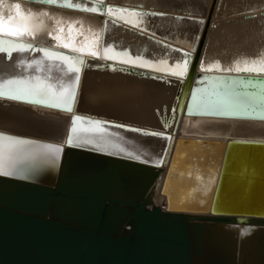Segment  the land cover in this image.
Instances as JSON below:
<instances>
[{
	"label": "bare ground",
	"instance_id": "obj_1",
	"mask_svg": "<svg viewBox=\"0 0 264 264\" xmlns=\"http://www.w3.org/2000/svg\"><path fill=\"white\" fill-rule=\"evenodd\" d=\"M14 2H19L24 12L37 14L36 22L41 26L37 28L35 37L21 38L30 44L73 52L71 48L61 47L49 36V33L58 34L57 29L63 27L62 40L73 47L90 44L94 50L102 53L103 46L111 41L115 51H128L133 57L141 56L153 62L163 59L170 64L181 59L183 52L188 51L191 67L188 77L178 81L163 73L129 68L113 61L107 62L101 55L93 57L73 52L89 61V68L81 71L73 111L69 113L25 101L0 99V133L37 143L57 144L63 147V151L67 148H77L125 159H130L131 154L150 165H155L163 158L161 166L165 169L171 151L179 141V163L183 166L172 176L173 195L176 201L186 204L201 203L209 189L211 192L208 197L212 200L226 155L230 159L234 155L241 156L245 152L241 148L264 149V119L258 114L248 112L201 115L194 112L190 115L188 111L191 91L194 87L202 86L199 81L205 75L200 71L201 60L205 66L218 62L221 69H226L234 67L237 62L243 66L245 61L251 63L253 59H264V0H103L105 9L108 6H117L143 13H157L138 18L130 17L143 21L139 27H132L122 21H116V25H113L110 22L112 19L106 15L50 7L33 0H0V16L14 14L6 8L7 4ZM72 2L91 7L93 0ZM105 20L108 21L107 31ZM70 26L72 31H69ZM141 28L145 30L141 31ZM39 57L40 53L30 55V51L13 53L10 60L0 54V80L35 74L32 69L25 72L19 66V61H31ZM109 62L111 65L108 69L103 63ZM53 64L52 82L59 84L61 80L66 81L63 66L58 62ZM101 65L103 69H94V66L102 67ZM115 65L124 66L132 72L121 71L114 68ZM212 74L238 78L255 77V74L235 71L208 73ZM152 76L158 79H151ZM179 89V96L183 89L185 91L181 108L177 111L180 97H175ZM73 114L110 122L104 126L106 131L103 139L108 143L106 151H97L91 145H67L66 138ZM114 124L138 128L143 132H163L171 136L172 140L169 142L159 137L132 133L126 128L111 126ZM165 124L169 127L165 128ZM165 148L168 149L167 154L164 153ZM255 155L264 161V151ZM130 160L140 162L136 159ZM57 166L58 163L55 166L37 163L29 172L12 177L49 184L55 179ZM233 172L225 173L228 175L226 181L236 182L242 188L247 182H243L239 179L241 176L238 177V173ZM262 172L264 181V165ZM161 177L160 181L156 182L157 190L163 175ZM194 183L202 186L201 191L196 194L189 193L187 188ZM161 198L159 192H156L154 203L163 205ZM236 227L237 248L242 244L253 261L255 252L251 250L250 245L252 240H256L253 232L257 228L247 225ZM230 228L233 229L226 230L227 237H222L219 233H214L211 237L209 233L210 237L204 238L205 241L210 238L211 245L219 248L218 254L224 257L230 256L229 240L232 239L234 227ZM241 237L245 239L238 242ZM208 254H211V249ZM256 257L258 261L252 264H264L262 256Z\"/></svg>",
	"mask_w": 264,
	"mask_h": 264
},
{
	"label": "water",
	"instance_id": "obj_2",
	"mask_svg": "<svg viewBox=\"0 0 264 264\" xmlns=\"http://www.w3.org/2000/svg\"><path fill=\"white\" fill-rule=\"evenodd\" d=\"M84 60L83 71L89 68L88 59ZM117 69L132 72L123 66ZM184 91L180 96L177 91V111ZM178 142L166 169L67 148L49 184L0 176V264H252L258 261L257 255L264 260L263 178L242 188L227 182L226 155L212 200L209 189L199 204L178 202L172 179L183 166ZM232 162L233 174L242 176L246 166L236 159ZM162 175L158 191L156 182ZM156 192L163 205L154 203ZM237 225L257 228L250 245L253 261L242 244L237 248ZM230 227H234L230 256L224 257L210 238H204L209 233L227 237Z\"/></svg>",
	"mask_w": 264,
	"mask_h": 264
},
{
	"label": "snow or ice",
	"instance_id": "obj_3",
	"mask_svg": "<svg viewBox=\"0 0 264 264\" xmlns=\"http://www.w3.org/2000/svg\"><path fill=\"white\" fill-rule=\"evenodd\" d=\"M50 7L66 8L75 11L88 12L96 15H106L113 21H122L132 27H139L143 23L138 18L144 15H157V13H143L123 7H103V0H93L92 6H83L73 3L72 0H33ZM12 8L6 17L0 16V54H4L9 60L13 53H40L39 58L31 61L21 60V66L25 72L32 69L35 74L21 75L0 80V99L25 101L31 104L41 105L51 109H59L71 113L73 104L81 80V71L86 61L82 56L69 55L67 53L54 51L49 48L37 47L26 43L21 39L24 36L36 35L37 28L36 13L24 12L19 2L10 3ZM47 15V13H45ZM105 31L108 21L105 20ZM145 29L141 28V31ZM69 31H72L71 26ZM63 27L57 29L58 34H51V39L57 41L63 48H71L73 52H79L88 56L101 55L105 61H113L116 64L127 65L129 68H140L155 73H163L167 77L178 81L186 79L190 72V52L184 51L182 58L174 63L167 60L153 62L141 56L133 57L128 51H115L112 45L103 46L102 53L94 50L90 44L81 47H73L63 42ZM53 62L62 65V70L67 80H61L59 84L52 82L51 71ZM114 71L116 69H113ZM200 71L204 73L199 81L201 87H194L191 91L189 114L194 112L201 115L208 114H238L256 113L264 119V59L259 61L253 59L251 63L245 61L243 66L239 62L234 67L221 69L217 63L207 66L201 62ZM237 72L255 74V78L249 76L247 79L238 77H225L222 75H208L213 72ZM48 73V74H45ZM151 79H158L156 76ZM175 111V109H173ZM110 122L96 120L81 115L71 116V127L68 131L66 143L69 147H81L91 145L97 151H106L108 143L103 139L105 125ZM116 128H126L132 133H140L144 136L159 137L171 142L172 137L163 132H143L138 128H129L126 125L114 124ZM165 128L169 125L165 124ZM99 137V138H96ZM168 149H164L167 154ZM63 152V147L52 143H37L32 140L19 139L14 136L0 133V176L12 177L21 173H27L37 163L55 166ZM130 159L140 160V157L129 154ZM163 158H160L155 167H160ZM183 175V173L181 174ZM191 175V173H189ZM199 179V176H197Z\"/></svg>",
	"mask_w": 264,
	"mask_h": 264
},
{
	"label": "rangeland",
	"instance_id": "obj_4",
	"mask_svg": "<svg viewBox=\"0 0 264 264\" xmlns=\"http://www.w3.org/2000/svg\"><path fill=\"white\" fill-rule=\"evenodd\" d=\"M242 151H245L243 154H241V156H231L229 159V164L227 168H226V172L227 174L230 173L231 170V166H232V160L236 159L238 160V162H241V165L244 164V169L243 171H241V177L239 179H241L243 182L246 181L247 183L250 182V184L252 183V181L256 180L258 177H262L263 178V165H264V161L262 159H260L259 157H257V153L259 152H263L264 149L262 148H241ZM252 150V152H251ZM225 175V180L227 179L228 175ZM258 180V179H257ZM246 183V184H247ZM200 187L202 188V186H199L198 184L194 183L192 186L187 187L188 188V192L189 193H193L196 194L197 192L201 191ZM230 189V188H228ZM233 190V189H232ZM226 191L228 192L229 190L226 189ZM191 196V195H190Z\"/></svg>",
	"mask_w": 264,
	"mask_h": 264
},
{
	"label": "clouds",
	"instance_id": "obj_5",
	"mask_svg": "<svg viewBox=\"0 0 264 264\" xmlns=\"http://www.w3.org/2000/svg\"><path fill=\"white\" fill-rule=\"evenodd\" d=\"M6 8H7L8 10H11L12 5H11V4H7V5H6Z\"/></svg>",
	"mask_w": 264,
	"mask_h": 264
}]
</instances>
